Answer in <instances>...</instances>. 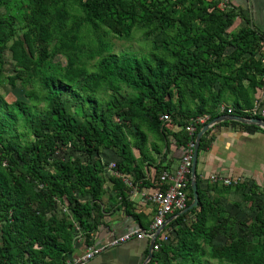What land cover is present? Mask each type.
I'll return each mask as SVG.
<instances>
[{
	"label": "trees",
	"instance_id": "trees-1",
	"mask_svg": "<svg viewBox=\"0 0 264 264\" xmlns=\"http://www.w3.org/2000/svg\"><path fill=\"white\" fill-rule=\"evenodd\" d=\"M24 1L25 6L17 0H0L4 9L0 16V71L3 52L8 50L20 69L7 79L8 83L15 87V80L25 77L24 82L38 84L40 94L31 93L28 98L46 103L48 109L43 114H30L19 103L8 107L0 96V264H67L66 257L74 250L73 223L82 230L87 246L101 225L98 202L106 168L99 158L102 151L116 152L120 161L115 168L120 175L147 185L140 169L144 161L150 162L146 132L158 138L160 143L151 147L157 153L161 148L165 158L172 153L170 137L176 147L194 140L200 127L196 126L190 138L184 131L188 120L206 114L208 123L222 115L218 107L228 83L226 74L241 56H253L261 37L244 27L225 39L223 34L235 14L217 12L215 0ZM69 1L82 17L67 25ZM14 20L22 22L20 38L15 37ZM138 22L151 28L155 51L140 57L134 53L115 55L108 43L100 42L86 54L88 61L96 60L89 72L77 43L84 27H105L127 38ZM228 47L234 51L224 56ZM61 54L66 55V66L50 72L47 60ZM252 62L250 68L262 72L260 64L254 59ZM249 64L250 60L244 62L245 72ZM220 78L224 83L214 92L212 87ZM122 87L130 93H121ZM98 91L106 95L104 100L97 99ZM187 95L193 105L186 101ZM162 115H169L171 126L160 120ZM173 126L180 131L172 133ZM209 132L202 136L199 150L207 148L204 140ZM59 143L81 153L95 149L97 159L89 163L79 158L51 159ZM133 148L140 155L138 164ZM48 163L53 171L45 168ZM155 168L161 172L162 163ZM109 179L120 190L121 206L134 215L121 179ZM195 180L198 206L172 220V245L161 244L148 264H167V260L201 264L205 250L219 260L232 255L257 256L264 263V203L259 205L254 222L245 226L247 233L258 238L257 244L233 239L228 244H213L218 231L229 230L233 218L222 215L223 208L210 204L206 192L199 188L197 175ZM186 191L189 206L190 183ZM75 193L86 202H80ZM62 198L72 205L71 224L52 213ZM189 213L195 220L181 227ZM217 215L220 218L216 219Z\"/></svg>",
	"mask_w": 264,
	"mask_h": 264
},
{
	"label": "crops",
	"instance_id": "crops-1",
	"mask_svg": "<svg viewBox=\"0 0 264 264\" xmlns=\"http://www.w3.org/2000/svg\"><path fill=\"white\" fill-rule=\"evenodd\" d=\"M216 11L219 13L231 11L235 14L232 23L225 29L224 37L244 27L264 36V0H231L226 10L222 11L217 8ZM260 44L253 56L244 54L226 74L228 83L225 86L221 106L234 109L237 116L244 119L248 117L246 111L253 106L256 99H260L264 105V80L261 79L264 68L260 67L262 72H256L253 68L245 72L243 66L244 62L250 59L259 63L258 54L264 52V45ZM233 51V47H228L224 56L231 55ZM222 82L224 83V79L220 78L213 85L212 90L218 91ZM231 122L235 121L220 122L210 129L204 140L208 144L207 148L198 150L196 175L199 177V188L206 192V198L210 204L223 208L222 215L240 218L245 214L252 215L254 212L257 214L259 205L262 203L264 130L238 122L236 123L241 126H234ZM171 128L172 133L180 131L178 126ZM170 139L169 150L172 153L167 158L163 156L161 148L159 153L154 152L152 147L149 151L146 149L150 162L144 161L140 169L145 181L148 182L147 185L143 186L139 183L135 187L133 183L129 186L120 180L123 185L122 191L132 206V213L138 215V219L126 213L125 208L121 206L120 190L106 174H102L104 177L103 194L98 202L101 225L92 233L89 246L84 243L82 230L72 233L74 250L66 257L67 264H73V261L83 256L89 247H103L104 249L101 254L85 264H141L143 262L148 253V244L145 240H132L116 247H109V244L112 240L129 232L147 230L150 225L153 219V207L147 201V197L153 193V182L160 172L155 165L160 162L163 170L173 172L184 151V147L175 146L174 138L170 137ZM132 152L136 159L135 164H138L137 160L140 155L139 153L135 155L133 150ZM99 157L102 161L106 160L108 164L120 161L113 151L107 149L103 150ZM223 179L238 180V184L224 186L221 182ZM218 218L220 217L217 215L216 219ZM194 220V214L189 213L180 226L186 227ZM169 227L173 230L175 226ZM74 233L78 234L74 235ZM169 243L173 242L168 241L165 245Z\"/></svg>",
	"mask_w": 264,
	"mask_h": 264
},
{
	"label": "rangeland",
	"instance_id": "rangeland-1",
	"mask_svg": "<svg viewBox=\"0 0 264 264\" xmlns=\"http://www.w3.org/2000/svg\"><path fill=\"white\" fill-rule=\"evenodd\" d=\"M23 3V4H22ZM17 4H22V6H25L24 0H17ZM68 11L70 13V18L67 22V25H70L72 21H78V18H81L82 15L80 12H76V7L74 4L69 1L67 3ZM4 14L3 7H0V16ZM73 16V18H71ZM13 26L15 29V37L20 38L22 35V30L19 29V27L22 25V22L20 21H13ZM238 31L235 30L231 32L227 37H223L225 39H230V37ZM153 33H151V28L148 26V24L142 26V22H138L135 26V28L132 30L131 35L127 38L124 37H118L108 31L107 28L102 27L97 30L92 29L91 27L85 26L84 29L79 34L78 39V46L80 48V58L85 61L86 67L89 72H91L94 69V64L96 60L88 61L86 59V54L94 49L98 48L100 42L108 43L111 46V54L120 55L124 53H134L138 57L152 53L155 51L152 49L151 40L153 39ZM170 37L167 36V38ZM52 46V45H51ZM51 46L49 48H51ZM49 71L52 73H55V69L64 68L66 66V55H55L54 57L47 60ZM170 63V62H169ZM252 59H250L249 69L252 66ZM20 71L19 68L15 65L13 60L11 59V54L8 50H5L3 52V64L1 66L0 71V96L2 97L5 104L10 107L11 105L15 103H19L22 108H24L27 113L30 114H43L47 111L48 107L46 103L39 102L36 100H32L28 98V94H34L39 95L41 92V88L38 84H34L32 82H27L24 80L25 77H19L15 80V87H11V85L8 83V78L16 76L17 73ZM245 71V70H244ZM247 71V70H246ZM121 93L127 94L130 93V90L122 87ZM99 92V91H98ZM81 94V92H80ZM104 96L101 92L96 93L97 99L104 100ZM186 101L189 103V105H193V102H190L189 95L186 96ZM194 101V100H193ZM197 102L196 100L194 101ZM193 107V106H191ZM19 124L20 121H17ZM144 132H146L144 130ZM147 141L145 143V149L149 151V148H151V145L153 143H160L158 138H154V136L148 134L146 132ZM127 140H129V137H126ZM58 148L55 153L51 154L50 158L55 160H71L74 158H79L84 162H93L95 159H97L96 153L94 152L95 149H92L88 153H81L77 152L73 149H69L67 147H62V145L59 143L57 144ZM135 152V155L138 154V151L136 149H132ZM113 153L116 154V152L113 150ZM101 158V157H99ZM102 161V159H101ZM108 166V163L106 160L102 161ZM45 168L49 169L50 171H53V168L50 163L48 165H45ZM105 171V167L103 169V172ZM102 172V173H103ZM157 178V177H156ZM75 197L82 203L86 202L87 200L84 197H81L78 193H75ZM72 205L69 204L66 198H62V200H59L56 204V207L52 213H54L58 218H63L65 221L69 222L71 224L74 220L72 218V213L70 212ZM254 217H256L255 212L250 214L241 215L240 218H233V224L230 225L229 230H220L218 231V235L215 239V244L217 245H224L228 244L232 239L234 241L237 240H243L246 243L251 244H257L258 238L255 235L247 233L245 230V226H248L249 224L254 222ZM72 233L76 230H81L78 228L76 224L73 223ZM71 233V234H72ZM235 233L236 236L234 238L232 237V234ZM78 233H74V235H77ZM207 253L205 256L201 257V264H264L262 261L257 259V256H245V257H237L235 255L229 256L225 259H217L215 256H210V252L206 251ZM249 253L251 251H248ZM102 253V252H101ZM100 253V254H101ZM146 261V258L143 260L141 264H143ZM178 262V261H176ZM175 264L173 262H170L167 260V264Z\"/></svg>",
	"mask_w": 264,
	"mask_h": 264
},
{
	"label": "built area",
	"instance_id": "built-area-1",
	"mask_svg": "<svg viewBox=\"0 0 264 264\" xmlns=\"http://www.w3.org/2000/svg\"><path fill=\"white\" fill-rule=\"evenodd\" d=\"M218 2L217 8L220 10H226L231 0H215ZM261 37V44L264 45V36ZM260 54V55H259ZM258 54V60L261 68H264V52ZM261 79L264 80V72L261 75ZM218 112L224 115H235L237 113L234 109L219 106ZM247 118H259L264 122V105L260 99H256L253 106L246 111ZM160 120L166 123L167 126H171V120L169 115H162ZM209 120V116L206 114L190 118L184 127L186 134L192 138L196 132V126L200 129L206 125ZM194 140H191L184 147V151L180 158V162L173 172L162 170L158 177L153 182V193L147 197V201L153 207V219L148 226L147 230H139L138 232H129L114 240L109 244V247H116L118 245L127 243L132 240L143 241L147 244L154 240L152 253L159 252L161 244H167L169 236L174 235L173 230L170 229V223L176 218L177 214L186 210L188 197H187V184L191 181V166L193 160ZM104 174L109 178H120L126 185H132L133 182L128 176L120 175L115 168L114 163L106 165ZM224 186H235L238 184V180L223 179L221 180ZM139 183H135L137 187ZM261 202L264 203V195L261 197ZM169 221V222H167ZM1 227V224H0ZM103 247H89L85 254L80 258L73 261V264H85L93 258L97 257L102 251Z\"/></svg>",
	"mask_w": 264,
	"mask_h": 264
},
{
	"label": "water",
	"instance_id": "water-1",
	"mask_svg": "<svg viewBox=\"0 0 264 264\" xmlns=\"http://www.w3.org/2000/svg\"><path fill=\"white\" fill-rule=\"evenodd\" d=\"M225 121H235L241 124L249 125V126H254L256 128H260L264 130V122L261 121L260 119L257 118H251V119H244L239 116H231V115H223L219 116L210 122H208L206 125H204L196 134L195 136V146H194V151H193V160H192V166H191V181H190V189L192 191V202L190 205L184 210L182 213L177 214V216L182 215L187 213L188 211L196 208L198 206V193H197V183L195 180L196 176V163H197V155H198V150H199V143L202 138V136L210 130L213 126L220 122H225ZM154 240L151 241L148 244V253L146 256V261L143 264H148L149 261L152 259L153 253H152V247H153Z\"/></svg>",
	"mask_w": 264,
	"mask_h": 264
}]
</instances>
